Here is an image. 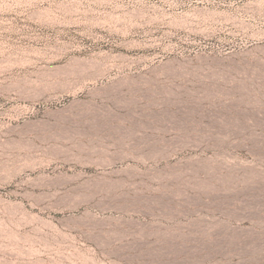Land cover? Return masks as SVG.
<instances>
[{
  "label": "rangeland",
  "instance_id": "1",
  "mask_svg": "<svg viewBox=\"0 0 264 264\" xmlns=\"http://www.w3.org/2000/svg\"><path fill=\"white\" fill-rule=\"evenodd\" d=\"M260 31L264 0H0V264H264V56L245 52ZM40 53L101 76L52 92ZM17 83L81 114L67 145L115 161L96 201L124 210L104 225L29 208L6 134Z\"/></svg>",
  "mask_w": 264,
  "mask_h": 264
},
{
  "label": "bare ground",
  "instance_id": "2",
  "mask_svg": "<svg viewBox=\"0 0 264 264\" xmlns=\"http://www.w3.org/2000/svg\"><path fill=\"white\" fill-rule=\"evenodd\" d=\"M249 38L246 54L258 53L264 56V31L249 35ZM65 58L62 54L45 56L40 53L28 64L43 69L44 74L55 78L51 84L45 85L52 92H67V95L75 97L83 92L87 83L98 81L101 76L98 72L100 67L95 64L97 62H93L94 59L72 56L66 61ZM72 79L78 80L72 81V85L79 87L68 88L67 84H63ZM132 83L131 80L121 84L130 87ZM30 92V89L18 83L15 89L9 90L22 105L15 109V113L7 114L11 124L6 132L16 133L17 138L10 144L25 153V162L16 172V177L24 176L20 184L30 187L23 195L29 200V208L37 209L46 201L57 200L59 203L54 206L56 212L69 213L70 219L77 225L92 228L104 225L100 216L106 212L124 210L116 205L96 201L97 195L120 185L119 180L113 179V176L119 177V170L114 169L115 161L93 159L87 153L83 155L79 145H67L75 138L73 126L81 114L66 108L42 111L40 105H51L60 98L40 94L29 96ZM94 170L99 172L85 179ZM19 206L26 208L22 202ZM37 217L41 218L39 215Z\"/></svg>",
  "mask_w": 264,
  "mask_h": 264
}]
</instances>
